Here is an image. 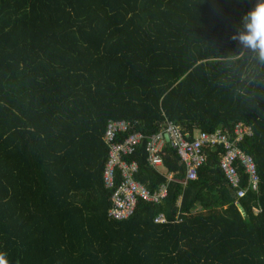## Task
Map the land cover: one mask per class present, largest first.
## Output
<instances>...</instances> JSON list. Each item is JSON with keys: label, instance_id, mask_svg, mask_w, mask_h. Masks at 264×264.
<instances>
[{"label": "trees", "instance_id": "1", "mask_svg": "<svg viewBox=\"0 0 264 264\" xmlns=\"http://www.w3.org/2000/svg\"><path fill=\"white\" fill-rule=\"evenodd\" d=\"M255 3L0 0V264H264V64L230 39ZM110 119L145 137L124 157L134 178L167 184L122 220L108 214L120 173L103 182ZM168 120L189 136L251 126L238 145L258 188L239 166V197L222 145L203 146L194 179L169 143L166 173L149 165Z\"/></svg>", "mask_w": 264, "mask_h": 264}, {"label": "built area", "instance_id": "2", "mask_svg": "<svg viewBox=\"0 0 264 264\" xmlns=\"http://www.w3.org/2000/svg\"><path fill=\"white\" fill-rule=\"evenodd\" d=\"M131 126L125 120H108L103 134V141L108 147V159L103 171V182L106 187H112L116 171L122 177L110 196L112 204L108 208V214L116 220L128 218L139 198L158 202L167 194L166 183H161L158 188L151 191L144 183L134 178V175L138 173L139 165L135 161H127L124 157L131 154L135 146L140 144L145 137L140 132H130ZM124 132L129 134L119 141L117 136ZM165 134L168 135V141L164 138ZM252 135V127L239 122L234 127V137L216 130L213 133L199 132L189 138L187 133H183L179 127L168 120L160 130L147 137L145 151L147 152V161L151 166L164 168L160 152L165 143H169L176 150L180 162L185 166L186 179H193L196 177L197 168L207 160L203 146L214 148L222 145L224 152L220 155L219 167L231 186L236 188L239 195H243L245 189L240 186L239 166H242L248 173L254 188H258L260 181L253 156L238 145L240 141ZM170 176L168 175V177ZM154 221L165 222L164 213L159 212Z\"/></svg>", "mask_w": 264, "mask_h": 264}, {"label": "clouds", "instance_id": "3", "mask_svg": "<svg viewBox=\"0 0 264 264\" xmlns=\"http://www.w3.org/2000/svg\"><path fill=\"white\" fill-rule=\"evenodd\" d=\"M241 23H242V27L237 29L230 36V39L236 41L238 45H240L241 47L248 49L252 54V58L256 60L258 63L264 64V0H256L254 7H252L248 12L243 14L241 18ZM117 120H123V119H117ZM125 122H127V120H125ZM194 134L195 132L192 134V136ZM192 136H189V138H191ZM156 169L159 170L160 172L166 173L165 167H164L165 169L164 171H161L158 168ZM168 175L171 174H167V177Z\"/></svg>", "mask_w": 264, "mask_h": 264}, {"label": "crops", "instance_id": "4", "mask_svg": "<svg viewBox=\"0 0 264 264\" xmlns=\"http://www.w3.org/2000/svg\"><path fill=\"white\" fill-rule=\"evenodd\" d=\"M199 132H204V131H195V134L196 133H199ZM184 133V132H183ZM207 133V132H206ZM188 134V133H187ZM158 169H160L161 171H164L165 169L164 168H162V167H158Z\"/></svg>", "mask_w": 264, "mask_h": 264}, {"label": "bare ground", "instance_id": "5", "mask_svg": "<svg viewBox=\"0 0 264 264\" xmlns=\"http://www.w3.org/2000/svg\"><path fill=\"white\" fill-rule=\"evenodd\" d=\"M194 179V178H193ZM245 189V193L243 194V195H239V197H241V196H244L246 193H247V189L246 188H244Z\"/></svg>", "mask_w": 264, "mask_h": 264}, {"label": "water", "instance_id": "6", "mask_svg": "<svg viewBox=\"0 0 264 264\" xmlns=\"http://www.w3.org/2000/svg\"><path fill=\"white\" fill-rule=\"evenodd\" d=\"M164 137H165V139H166V140H168V139H169L167 134H165V135H164Z\"/></svg>", "mask_w": 264, "mask_h": 264}]
</instances>
